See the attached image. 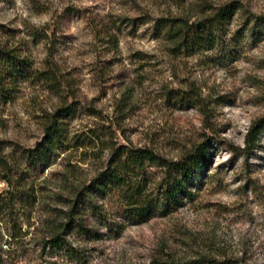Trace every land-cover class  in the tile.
Masks as SVG:
<instances>
[{"label": "rangeland", "instance_id": "obj_1", "mask_svg": "<svg viewBox=\"0 0 264 264\" xmlns=\"http://www.w3.org/2000/svg\"><path fill=\"white\" fill-rule=\"evenodd\" d=\"M233 1L240 8L215 30L211 47L179 52L156 31L159 17L194 21ZM0 44L31 61L12 97L0 101V153L34 195L29 208L0 210V264H152L202 255L264 264V129L250 153L246 144L264 117V0H0ZM48 69L60 90L37 77ZM64 105L74 109L65 119L69 137L93 131L173 160L208 142L192 197L142 223L128 219L117 197H105L109 222L88 216L89 233L67 236L77 252L50 250L49 224L64 199L109 158V149L98 159V147L71 143L50 166L30 165L47 119ZM15 182L0 178V195Z\"/></svg>", "mask_w": 264, "mask_h": 264}, {"label": "trees", "instance_id": "obj_2", "mask_svg": "<svg viewBox=\"0 0 264 264\" xmlns=\"http://www.w3.org/2000/svg\"><path fill=\"white\" fill-rule=\"evenodd\" d=\"M239 8L237 2L233 1L194 21L184 15L163 16L157 18L155 28L165 38L175 42V49L179 52L203 44L211 47L216 41L215 30L224 25ZM128 21L135 25L137 18H128ZM29 67L31 61L28 57L18 53L15 48L0 44V101L12 97L18 77L25 74ZM36 75L53 90H60L63 86L62 80L51 69L38 70ZM73 110L72 105H64L49 116L44 126V137L29 156L30 165L50 166L57 152L72 146L92 149L98 147L93 150L98 159L109 149V158L89 183L78 186L64 199L63 208L58 210L49 224L51 228L46 244L50 250L77 252L67 236L72 230L89 233L88 216L97 218L101 223L109 222L108 213L100 202L105 197H117L123 212L135 223L145 222L157 212L161 215L171 213L185 199L192 197L190 182L206 166L208 142L198 144L183 157L173 160L165 158L153 148H134L126 144L117 146L93 131L89 136L69 137L65 119ZM263 129L264 117L253 123L246 136L248 153L257 145ZM0 167V178L12 187L15 181L17 184L16 189H8L5 194L0 195V210L13 213L17 207L29 208L34 195L30 192L26 179H13V166L1 153ZM153 168L159 169V173L155 174ZM152 264H241V261L220 260L202 255L186 261L155 258Z\"/></svg>", "mask_w": 264, "mask_h": 264}]
</instances>
